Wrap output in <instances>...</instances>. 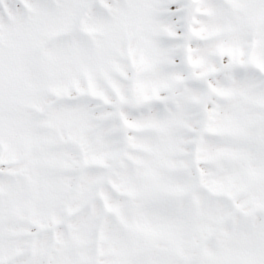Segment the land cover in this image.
Listing matches in <instances>:
<instances>
[{
    "label": "snow or ice",
    "instance_id": "6c2138e0",
    "mask_svg": "<svg viewBox=\"0 0 264 264\" xmlns=\"http://www.w3.org/2000/svg\"><path fill=\"white\" fill-rule=\"evenodd\" d=\"M0 264H264V0H0Z\"/></svg>",
    "mask_w": 264,
    "mask_h": 264
}]
</instances>
